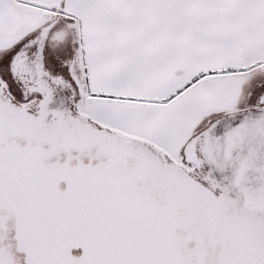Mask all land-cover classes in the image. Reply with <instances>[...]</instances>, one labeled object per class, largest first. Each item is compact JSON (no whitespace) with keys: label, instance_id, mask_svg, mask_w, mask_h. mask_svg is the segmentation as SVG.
<instances>
[{"label":"snow or ice","instance_id":"snow-or-ice-1","mask_svg":"<svg viewBox=\"0 0 264 264\" xmlns=\"http://www.w3.org/2000/svg\"><path fill=\"white\" fill-rule=\"evenodd\" d=\"M0 264H264V0H0Z\"/></svg>","mask_w":264,"mask_h":264}]
</instances>
